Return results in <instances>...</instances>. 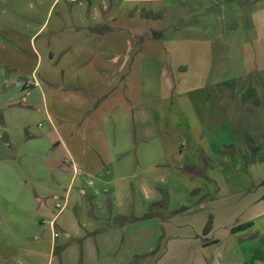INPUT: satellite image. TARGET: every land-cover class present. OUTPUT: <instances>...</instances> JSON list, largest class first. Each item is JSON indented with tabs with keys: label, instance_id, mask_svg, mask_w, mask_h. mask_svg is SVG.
Returning a JSON list of instances; mask_svg holds the SVG:
<instances>
[{
	"label": "crops",
	"instance_id": "0c3cea01",
	"mask_svg": "<svg viewBox=\"0 0 264 264\" xmlns=\"http://www.w3.org/2000/svg\"><path fill=\"white\" fill-rule=\"evenodd\" d=\"M160 2L0 0V142L4 147H16L27 132L26 146L30 144L29 151L20 148L1 160L0 168L16 173L18 184L34 200L33 212L37 214L34 217L39 218L41 225H45L43 216H46L51 227L54 226L50 230L52 237H45L43 232L30 233L31 243L24 244L19 239L21 242L16 246L13 242H18L17 239H12L15 234L8 238L6 233H0V264H125L118 256L121 235L118 229L87 231L79 224L64 225V240L57 241L55 225L69 204L70 211L75 212L74 203L87 195L85 186H92L95 178L113 186L114 193L136 184L147 195L150 192L148 171L152 164L159 167V159L165 153L161 155L160 148L170 136L167 123L170 114L166 105L163 103L160 108L158 102L172 81L173 94H184L177 92L172 55L166 50L165 55L145 54V43L151 44V31L164 27L162 22H149L155 21L152 16L157 15L154 10L159 9L156 4ZM143 4H147L150 12ZM163 11L164 6L157 13ZM39 12L45 13V17L34 24ZM136 13H141L142 22L138 26ZM168 60L170 76L166 73ZM178 69L184 73L188 65ZM30 81L38 86L25 84ZM206 90L210 92V88ZM33 126L34 133L29 131ZM36 161L47 171L67 175L69 179L61 181L59 174L39 176ZM224 162L225 165L219 166L183 167L194 171L204 168V174L194 177V182L195 178H201L215 183L220 177L214 174L220 172L224 179H232L239 171L245 173L250 186L241 193L230 194L246 200L243 216L228 219L230 214L225 212L216 216L214 206L219 199L208 194L207 201L198 202L195 209L205 214L179 217L183 221L174 228L197 240L191 245L199 248L193 264H264V163L236 167L228 155ZM137 170L142 175L125 174ZM26 173L33 178H27ZM79 173L81 179L71 195ZM144 173H148L146 179ZM1 183L6 184L3 176ZM108 192L105 188V193ZM191 209L185 207L178 214ZM207 215L211 217L205 218ZM209 218L212 226L204 235ZM186 220L189 222L184 223ZM246 224L247 228L232 232ZM242 232H254L258 237L259 244L245 250L253 261L246 260L240 246L239 241L246 234ZM187 246L179 242L177 250L183 252ZM209 247L220 249L216 258L203 253ZM135 256L139 260L132 264H141V256ZM133 257L134 254L128 256L129 263Z\"/></svg>",
	"mask_w": 264,
	"mask_h": 264
},
{
	"label": "rangeland",
	"instance_id": "374dc122",
	"mask_svg": "<svg viewBox=\"0 0 264 264\" xmlns=\"http://www.w3.org/2000/svg\"><path fill=\"white\" fill-rule=\"evenodd\" d=\"M160 1L156 7L160 9L164 6L166 11L158 14L159 9L154 10L157 15L152 17H157V20L153 18L155 21L149 22H162L164 27L161 31H151V44L145 43V54L165 55L166 50L168 55H172L177 92L184 94H173L172 81L170 89L162 91L163 97L158 102L160 108L164 103L170 114L167 121L170 136L165 138L160 148L161 155L165 153L159 159V167L152 164L148 171L151 176L150 192L147 195L142 187L134 184L114 193L113 186L102 184L95 178L92 186H85L87 195L74 203L76 213L70 211L69 204L55 225L57 241L64 240V225L76 227L79 224L87 231L118 229L121 234L118 256L125 260V264L138 262L135 255L141 256V264H193L199 248L191 245L198 242L190 235H183L182 230L175 229L174 225L183 221L180 218L184 216L204 215L203 211L195 209L198 202L207 201L208 194L219 199L214 206L216 216H222L224 212L230 214L228 219L243 216L242 208L246 200L240 199L238 194L233 197L230 194L241 193L250 186V178L245 177V173L239 171L232 179H224L221 172L214 174L220 177L216 180L217 185L201 178L192 181L204 174V168L196 167L194 171L185 169L183 165H225L226 155L236 167L264 163V0ZM143 7L148 10L147 4ZM140 15L136 13V26L142 22ZM44 17L45 13H37L34 24L42 22ZM187 25L190 28H186ZM186 64L188 69L184 73L179 72V66ZM169 67L170 60L166 71L168 76ZM207 94L210 96L207 97ZM153 106L152 103V109ZM29 131L34 133V126ZM23 135L24 139L18 141L16 147H4L0 142V164L17 149L30 150V144L26 146L27 132ZM180 146L183 148L180 149ZM36 163L41 172L39 176L59 174L47 171L39 161ZM180 164L182 167H178ZM141 173L137 170L125 174L131 177ZM15 174L0 168V178L3 176L6 180V184H0V233H6L8 238L10 234H15L12 239H20L24 244L31 243L28 241L30 233L40 235L43 232L45 237H52L50 230L54 226L51 227L46 216H43L45 225L34 217L37 216L33 212L34 200L18 184ZM101 174L105 180L108 179L105 173ZM144 174L146 179L147 174ZM59 175L61 181L69 179L67 175ZM26 176L33 178L28 173ZM80 179L79 173L71 195L77 190ZM83 180L87 182L86 178ZM105 188L109 189L107 194ZM58 191L64 192L63 189ZM18 198L23 207L15 201ZM185 207L192 209L179 216L178 213ZM208 217L211 216L205 218ZM209 220L211 229L212 219ZM216 223L219 224L218 221ZM42 228L45 230L42 231ZM242 233L246 234L239 241L240 246L246 260L253 261L245 250L259 244L258 237L254 232ZM20 242L13 244L16 246ZM179 242L188 244L183 252L177 250ZM218 252V247L203 249L204 254H212L215 258ZM133 254L129 263L128 256Z\"/></svg>",
	"mask_w": 264,
	"mask_h": 264
},
{
	"label": "trees",
	"instance_id": "16d2710c",
	"mask_svg": "<svg viewBox=\"0 0 264 264\" xmlns=\"http://www.w3.org/2000/svg\"><path fill=\"white\" fill-rule=\"evenodd\" d=\"M152 18H157V17H152ZM209 219H210V218H209ZM209 222H210V220H208L206 226L204 227V230H203V233H204V234H206V233L209 231V229H210V223H209ZM248 226H249V224L238 226V227L232 229V232H235V231H238V230L245 229V228H247Z\"/></svg>",
	"mask_w": 264,
	"mask_h": 264
},
{
	"label": "built area",
	"instance_id": "2783aa9c",
	"mask_svg": "<svg viewBox=\"0 0 264 264\" xmlns=\"http://www.w3.org/2000/svg\"><path fill=\"white\" fill-rule=\"evenodd\" d=\"M26 85H33L35 84V86H38V83H32V82H25ZM55 237H56V234H55Z\"/></svg>",
	"mask_w": 264,
	"mask_h": 264
}]
</instances>
